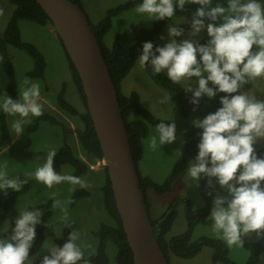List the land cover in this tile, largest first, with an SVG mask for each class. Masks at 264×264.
Returning a JSON list of instances; mask_svg holds the SVG:
<instances>
[{
	"label": "clouds",
	"instance_id": "clouds-1",
	"mask_svg": "<svg viewBox=\"0 0 264 264\" xmlns=\"http://www.w3.org/2000/svg\"><path fill=\"white\" fill-rule=\"evenodd\" d=\"M186 3L200 7L192 16L188 38L178 39L185 35V29L174 18ZM212 5L213 0H139L133 9L138 18L174 23L168 26V40L163 46L154 48L151 41L144 42L136 60L141 68L150 67L153 74L164 73L172 83L183 84L191 93L189 102L195 106L194 112L202 98L214 100L218 94H226L220 96L221 106L215 112L193 121V127L201 131L198 153L189 162L186 180L199 186L201 178L208 177L211 186L215 178L226 191L227 195L212 200L210 229L229 248L242 247L244 238L253 233L257 240L264 239V156H258L254 147L264 140V99L258 98L253 88L243 91L245 85L264 80V0H223ZM204 31L208 40L202 44L198 37ZM161 103L168 104L173 113L168 96ZM43 110L39 81L25 78L18 84L16 98L7 92L0 94V113L13 118L9 128L17 136ZM176 138L172 118L156 123L146 143L155 151ZM56 155L55 149L47 152L44 162L32 173L34 179L48 188L64 182L84 187L80 177L61 174L54 168ZM6 167L0 163V191L19 192L25 181L10 177ZM52 207L66 215L65 203L54 200ZM41 217L37 207L19 211L10 234L0 235V264H33L35 257L30 258L29 252ZM79 239V233L71 231L62 246H47L50 255H44L40 264H90Z\"/></svg>",
	"mask_w": 264,
	"mask_h": 264
},
{
	"label": "rangeland",
	"instance_id": "rangeland-1",
	"mask_svg": "<svg viewBox=\"0 0 264 264\" xmlns=\"http://www.w3.org/2000/svg\"><path fill=\"white\" fill-rule=\"evenodd\" d=\"M127 0H82V9L88 16L91 23L102 20L107 12L123 4ZM223 0H213V5ZM187 4V3H186ZM226 7V4L224 5ZM198 5L193 12L184 17H175L174 19L182 25H187L189 30L183 37L178 39H187V33L191 30V20ZM15 5L9 0H0V33H3L7 28ZM132 8L124 11L119 16L113 19V26L106 35V43L110 47L116 35L124 32L128 33L131 39H134L136 33L143 28H151L154 21H146L138 18ZM170 21L163 29V31L156 37V41L160 46L168 40V26L173 24ZM181 26V25H180ZM19 27L22 34V40L27 43L35 45L44 55L47 68L45 78H31L28 73L33 70V59L23 50L9 47V53L12 57V62L15 67L18 84L22 83L25 78L39 81L41 84V102L44 104V110L52 114L59 121V124H51L46 121H41L36 131H31L30 126L39 117L32 118V122L25 127V131L21 136H17L13 132L12 142L9 146L0 151V163H6V171L10 177H19L20 180L25 181L20 191L28 186V191L21 194L17 202V211L24 208L36 207L43 205L49 201L59 200L66 204V215L61 212L59 208H53L52 216L49 220L40 225L43 226V231L48 235L44 242V248L32 256L35 257L33 264L40 261L44 255H50L46 250L47 246L57 243L56 238H61L64 227L70 222L76 223L75 231L79 233L80 239L78 243L84 248L85 256H91L99 244L97 233L102 225L112 226L114 224L111 217L107 214L104 207V198L102 187L105 184L104 162L87 159L80 147L78 132L83 129L80 119L70 117L61 111L56 105L58 94L66 85V97L71 104H73L80 112L85 111L83 102L78 94L68 68L67 56L60 45L56 34L53 32V26H41L34 22L23 20L19 22ZM53 29V30H52ZM207 35L204 31L198 37L199 41ZM164 37V39H161ZM183 87V84H180ZM8 79L0 68V94L7 92ZM253 91L255 95L264 99V80H257L253 82ZM185 90V89H184ZM245 85L243 91H249ZM136 91L141 95L142 104L145 108L152 111L156 116L171 120L173 118L176 124V140L171 144L160 146L157 150L152 151L147 147V139L153 133L154 128L150 129L149 135L144 140V157L140 163V171L142 175L148 176L154 182L162 184L171 173L176 160L179 157L177 151L181 148L185 141L186 131L189 127H193V121L203 119L199 116L192 115L189 118H183L179 114L177 105H174L173 113L170 106L161 103L163 97L168 96V93L159 87L149 76L145 68H141L138 63L135 64L127 78L122 84V92L126 95ZM261 91V92H260ZM187 95L191 93L185 90ZM170 98V97H169ZM171 100V99H170ZM1 115V113H0ZM13 118L6 115L7 125ZM73 148L76 154L83 158L90 164L91 170L88 174L81 177L85 183V189L90 193L89 197L79 200L75 205H72V196L75 191L74 185L66 182L55 185L52 188L44 186L37 182L32 173L35 168L42 164L46 159L47 152L50 149H55L56 152L65 145ZM255 150L264 147V140H260L255 146ZM61 174H74V169L69 165H64L61 169ZM186 172L173 184L171 192L159 195L152 190L148 192V197L151 202L152 215L154 219L159 218L164 214L169 205L178 198L189 199L195 210L201 209L205 205V201L198 190L195 181L186 180ZM212 185L215 188L217 195H227L226 191L221 188L212 178ZM12 191V190H10ZM7 192L0 191V198L5 199ZM71 201L70 203H66ZM178 216L172 230L167 235L168 238L178 236L187 230V221L185 215V207L183 204L179 205ZM43 215V213H42ZM42 219V217H41ZM42 221V220H41ZM210 221L199 224L192 235V241L201 237H209L218 239L211 232ZM9 221H4L0 226V235L4 234V229H9ZM220 240V239H218ZM250 242H257L255 233L247 237ZM106 252L109 258L108 264H117V247L113 242H108ZM213 250L211 248H203V250L191 259H183L171 255L170 264H214L212 262ZM30 257V258H32ZM229 257L236 264H246L249 258L248 251L242 247H232L230 249ZM264 264V253L260 258V263Z\"/></svg>",
	"mask_w": 264,
	"mask_h": 264
},
{
	"label": "trees",
	"instance_id": "trees-1",
	"mask_svg": "<svg viewBox=\"0 0 264 264\" xmlns=\"http://www.w3.org/2000/svg\"><path fill=\"white\" fill-rule=\"evenodd\" d=\"M9 1L15 5L16 9L9 20L7 28L3 33H0V68L3 69L8 79L7 93L13 98H16L18 96L17 76L12 62V57L8 51L9 47L25 51L33 59L34 67L33 70L28 73L29 77L44 79L47 68V62L42 52L35 45L22 40L19 22L27 20L41 26H47L49 24L53 26V24L45 11L35 0ZM71 1L82 8V0ZM138 2L139 0H127L123 4L110 9L106 16L97 24L90 23L107 63L112 81L118 91L121 112L124 118L133 157L139 173L140 186L144 193L146 204L150 213L151 202L148 197V192L152 190L159 195H163L172 191L173 184L186 172L189 162L195 160L198 153L197 145L199 143V133L201 130L195 127H189L187 129L185 141L180 151L181 155L179 154L171 173L162 184L154 182L151 178L142 175L140 171V163L144 157V140L149 135L150 129L154 128L156 123L161 120L167 121L168 119L160 118L152 111L145 108L142 104L141 95L138 92L133 91L128 95L124 94L122 92V84L137 63L136 58L142 50V44L146 41H151L154 48L155 46H160L156 41V37L163 31L164 27L171 20L165 19L154 21L151 28L140 29L136 33L134 39H131L129 34L126 32L118 34L115 36L113 44L110 47L105 41L106 35L113 26V19L124 11L134 8ZM197 6L198 4L194 3L185 4L184 9L182 11H178L176 17H186L190 15ZM180 27L185 29V33L189 30L187 25H181ZM57 39L67 56L69 63L68 68L85 107V111L80 112L78 108L69 102L66 97V85H64L63 89L58 94L56 105L61 111L70 117L80 119L83 129L78 132V138L84 156L94 162H104L100 142L87 108L86 96L83 91L81 79L74 67V64L70 60L62 41L58 36ZM207 40L208 36L206 35L202 40H200V43H206ZM145 69L152 80L168 93L171 101L177 105L179 114L183 118H189L192 115L204 118L209 113L215 112L216 109L221 106L219 103L220 96L226 95L224 93H220L214 100H209L207 97L202 98L199 106L194 112L193 108L195 106L189 102L191 95H187L184 88L180 84L172 83L164 73L153 74L150 67H145ZM252 85L247 84L246 86L247 88H252ZM41 121H46L51 124H59L56 117L43 110V114L36 119L33 124H31L30 130L36 131ZM12 140L13 138L7 125L6 115L1 113L0 151L9 146ZM256 153L258 156H264V147L258 149ZM64 165L71 166L74 169L73 175L80 178L88 174L91 170L90 164L84 161L83 158L76 154L73 148L67 144L59 149L54 159V168L58 172L61 173V169ZM103 167L106 178L105 184L102 187L104 207L114 224L112 226H101L99 232L97 233L99 238L98 247L91 256L85 257L90 260V264H108L109 258L106 252V247L108 242H113L117 247V264H134L133 253L128 245L122 221L116 207L108 170L106 166L103 165ZM74 187L75 191L72 196V205H75L79 200L90 196V193L85 189V187H80L79 185H74ZM198 190L205 201L203 208L195 210L189 199L178 198L169 205L167 211L159 218L154 219L151 217L154 235L160 248L169 262L171 255L183 259H191L198 255L203 248L208 247L213 250L212 262L214 264H236L229 257L231 248H229L222 240L201 237L192 241V235L195 228L199 224L208 220L212 207V200L216 196L215 188L212 185V182L211 186H209L208 177L201 178ZM27 191L28 186H25L19 192L8 190L6 198H0V226L4 221H9L10 224L8 231L4 232L3 235L10 234L12 221L16 215H18V198L21 194ZM52 203L53 201H49L43 205L36 206L37 208H40L43 213L41 219L42 223L51 218ZM181 204L185 207L187 230L186 232L169 239L167 235L175 224L178 216L177 208ZM75 229L76 223L74 221H70L64 227L61 238L55 239L57 245L62 246L66 242L69 233L71 231H75ZM47 237L48 235L43 231V226L40 224L37 225L36 238L29 252L30 257L36 255L40 251ZM243 247L249 253V258L246 264H259L261 255L264 253V239L257 242H250L247 240V237H245ZM35 264H40V261Z\"/></svg>",
	"mask_w": 264,
	"mask_h": 264
},
{
	"label": "water",
	"instance_id": "water-1",
	"mask_svg": "<svg viewBox=\"0 0 264 264\" xmlns=\"http://www.w3.org/2000/svg\"><path fill=\"white\" fill-rule=\"evenodd\" d=\"M53 24L81 79L134 264H170L154 235L118 91L90 20L71 0H35Z\"/></svg>",
	"mask_w": 264,
	"mask_h": 264
},
{
	"label": "crops",
	"instance_id": "crops-1",
	"mask_svg": "<svg viewBox=\"0 0 264 264\" xmlns=\"http://www.w3.org/2000/svg\"><path fill=\"white\" fill-rule=\"evenodd\" d=\"M99 22V21H98ZM97 21L93 22V24H97L98 23ZM54 29V28H53ZM52 29V30H53ZM53 32L56 34L55 30H53ZM57 36V34H56ZM148 177V176H147ZM150 214L152 215V209H151V206H150ZM173 238V237H172ZM170 239V238H169Z\"/></svg>",
	"mask_w": 264,
	"mask_h": 264
}]
</instances>
